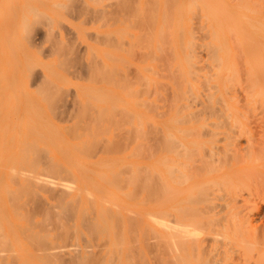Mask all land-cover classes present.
Wrapping results in <instances>:
<instances>
[{"label":"rangeland","instance_id":"rangeland-1","mask_svg":"<svg viewBox=\"0 0 264 264\" xmlns=\"http://www.w3.org/2000/svg\"><path fill=\"white\" fill-rule=\"evenodd\" d=\"M148 1H149L148 3L149 5L147 4ZM148 1H145V0H0V230H1L0 232L2 233L0 234V236L2 237L4 235L3 240L0 239V243H1L0 250H2L1 255H3V256L0 255L1 256L0 259L6 256V258L5 257L3 258L6 263L10 262L9 264H13V261H14V264H19V263L20 264H44L45 259H46L47 262L49 261V263L45 262V264H53V262H55L54 264H73L74 262H75L74 264H90L93 261H94L93 264L95 263L98 264L101 261L98 260L99 261L98 262L97 259H100L102 255L104 256L106 255V256L102 257L104 261H102L103 263L101 262L100 264H105V263L108 264L109 263L108 261H110L108 259L109 256H111V258L112 256H114L116 259V261L113 263L111 262V264H117V263L131 264V262L129 261L131 260V258H133V260H131L133 264H135L136 262L140 264H146V263L153 264L156 260L155 256L157 258V255L161 256L163 259L165 258L164 260L167 262V260L168 261L170 260V257L172 256V254L168 252L167 248H165L167 249V251L165 249L162 250L165 247L164 246L165 243H163L164 241L162 240V239H165L164 238L165 231L163 229H160L159 226H157L156 224H159L162 226L163 222H161L160 219L162 217L164 218L165 216H167L166 220L168 221V219L171 218L169 219L171 220L170 221L171 224L167 225L166 223V225L167 226L173 225L172 221H174V217L172 215L173 213L174 214L176 213L174 212L175 208H177V213L179 212L180 207L181 209L183 208V211L180 210V212H184V211L188 212L187 206H190V207H193V209L189 211L190 216H193V214L197 215V212L198 213L201 212V214H199V218H201V216H207V213H208V215H212L213 217L212 220L214 219L212 223L216 224V222H221V223H217V225L224 223L223 219L226 218L225 216L226 212L224 208L225 206L224 199L227 200L228 198H231V196H228L227 199L225 198L227 195L231 194L229 193L231 188L229 189L230 185H227V184L226 185L228 187H225L224 182L226 181V179L224 180L223 177L227 178V175H223V169H221V167L225 166V163L229 164L230 160H228L229 158H227V161L224 164L219 163L220 164L219 165L218 163H215V164L213 163L214 165L209 164V166H207V164L203 165L204 162L202 163L201 161L204 160L205 155H206V160L210 161L208 160L210 159L209 158L210 151H213L215 153L218 152V154H221V152L223 151L222 147H224L223 144H225L224 141H221L223 136L222 135L218 136V138H216V141L214 143L209 142V137H211V131L214 129L213 126H215L217 122L223 124L222 122L223 118L226 120H229L228 122H231L230 121L231 119L225 118L224 114L222 115V118H220L222 114L221 108H223L221 106V103L220 104L217 103L215 105V109H216L215 110L214 107H212L213 101L212 100L210 101L209 99H207V96H206L207 94L204 92V90L206 89V86L208 87V90L210 89V83L207 82L206 84L205 82L206 86L203 85L204 83L201 84L203 87H205V89L202 87L203 90H201L200 85L198 87L199 83L198 82L196 83L195 81L196 79L194 80V77L196 76V74L201 75V76L204 73L210 76L213 74V69L210 68L211 58L209 57L211 56L210 54L206 53L205 50L202 51L203 50L202 45H204L205 43L209 41V38L205 40V37H208V36L202 35V34H205L204 32L207 29L201 30V31L199 29L200 35L197 32L198 31L197 29L199 28L198 18L200 17V14H199L200 9H199V5L197 6L196 4L195 5L193 4L197 3L198 0L195 2L192 1L193 4L189 6V9L191 11V14L189 12V16L192 19L189 23V26H192L193 30L196 29L195 31H193L195 32V34L193 35L197 36V37L195 36V39H193L192 42L194 43V46L196 43L198 44V46H200L202 43L200 48L197 46L200 52L197 51L198 49L196 48L197 50H195V53L198 54L197 55L199 56L197 57L198 59L201 58L203 60L201 61V59H199L200 63H195L194 60H192L191 62V67L193 66L192 64L197 66V67L195 66L196 69L193 66L192 67L193 69L195 70L201 69V70H198L199 71L198 73H196L195 70H192V68L190 69L192 70V72H190V70L185 72L183 70V67L177 66V63H176V59H178L179 56L183 58L181 54L182 53L181 45H183L185 49L184 44L188 45L189 43L188 47L190 46L191 48L192 43L190 44L189 38L187 37L185 38V35H184L185 34L184 29L188 24H184L183 25L184 28H179L178 20L180 18V15L176 13L178 10H176L175 8L171 9L170 6H169L170 10L167 9L168 4L164 8L163 1L165 0H157V3L154 2L156 0H148ZM172 1L168 3L171 4ZM229 1H232V0H229ZM150 2L152 3L150 4ZM190 2L189 4H191ZM263 2L264 1L262 0V3ZM153 3L157 4V6L154 5ZM229 3H233V1ZM195 6H197L196 9H195ZM149 7L153 9L150 10ZM146 8L149 9V13L147 12ZM166 10L167 11L172 10L171 11L172 13L169 12L170 14H172V16L170 15V17H172V20L168 16L169 14L168 12L166 15V12H165ZM150 11L152 12V15H150L151 14ZM197 11L199 15L198 17L196 15ZM164 12H165V16L163 15ZM141 13L142 14L144 13V14L142 15ZM194 15H196V17ZM147 16L148 17L152 16L148 18L149 20L152 18L154 19L150 21L147 19V22H145L146 21L145 19L147 18ZM167 16L168 18H166ZM193 17H194V20H193ZM161 19L162 20L164 19V21H166L165 19L171 20L172 22V23L170 22L171 27L167 25L168 22H164V24L163 22L161 23ZM144 22L146 26L144 25ZM164 25H165V28H164ZM161 26H162L161 31H164L163 33L159 31V28ZM195 26L197 28H195ZM166 28L169 29L168 32H166L167 30ZM179 30H182L181 33L183 34L181 44H179L180 40H178L180 39ZM147 33L148 35H146ZM168 33H170L171 35L170 39L172 41L167 39V37L169 36ZM158 34L159 35L163 34L164 36L160 35L161 36L160 38ZM150 36H152V38H150ZM202 36L204 38H202ZM199 37L201 39H199ZM140 39L143 40V42ZM160 40L161 42L162 40L165 41V42H162L163 45L160 43ZM188 40L189 42L187 43ZM135 41H137V43ZM167 41L170 44L166 43ZM262 41L263 40L261 38H256L253 40L255 45L257 44V42L258 44L263 43ZM253 42H252V45H254ZM140 43L142 46H145V48L144 47L141 48V46L139 45ZM165 43L167 44L166 47L168 49L166 50V53L162 51L166 48V47H163L165 46ZM117 45H118V48H117ZM159 48H161V51L156 50V49L160 50ZM170 50H171V53H170ZM192 50L194 51V48H192ZM192 50H191V53H192ZM167 52H169V54ZM151 53L154 55H152ZM183 53L185 54V51H183ZM170 54L173 55L171 57L172 60L175 58L173 62L169 57L171 56ZM163 57H165L164 63L166 62V67H168L165 71H163L165 68V66L164 67L162 66L164 65L163 62H160L163 60ZM158 58L161 60L157 61ZM168 63H171V64H168ZM159 65L160 67L158 68L157 66ZM199 65L200 67H198ZM202 65H203V68H201ZM205 67H208V68H205ZM177 68L180 70V72L184 76L183 77L182 74L181 75L179 74L178 85L180 81H182L181 82L182 89H180L179 87L177 88L178 80L175 81L176 84L175 82L173 83V80L178 79V78L175 79L177 74L180 73ZM175 69L178 71H176ZM172 70L173 72L174 71L176 72L173 73L171 72ZM207 71H209L210 73L208 72L209 73L208 74ZM167 73L169 74V76H167L168 75ZM187 73L193 74L192 77L191 75H188L189 76L188 77ZM170 74L173 77L175 74L174 79ZM166 76L169 79L171 76V80L164 79V78H167ZM180 78H182L184 81L181 80ZM119 80L121 83L119 82ZM192 84L194 87L192 86ZM175 85H177L176 86L177 89L183 92L182 93L180 91L182 94L180 93L179 97L181 95H182L181 97L184 96L183 98L186 99L188 102L185 100L183 101L182 99L178 98L179 93L177 94V92L179 90L178 91L176 90ZM161 86H163L162 89H161ZM186 86L190 88L191 90L190 96L192 93V98L188 96L189 89H187ZM127 87L128 88L130 87V88L128 89ZM166 87H168L169 89ZM195 88H197L196 89L197 91L195 90ZM167 89L169 90L170 93L167 91ZM195 92L198 93V96L196 95L197 93ZM127 96H130V97H127ZM168 96L170 99L169 101H168ZM172 96H174L175 98V99L173 98L174 102L171 101ZM196 96L198 99L196 98L195 100ZM176 97L180 99L179 100L180 102H176ZM205 99L208 102L210 101L209 103L211 104V106L210 104H208L207 101L205 102ZM162 100L164 103L161 102ZM166 100L170 103V105ZM240 100H242L241 96H240ZM192 101L194 104H192ZM195 102L198 106L195 104ZM137 103H139V105ZM143 103L145 106H143ZM134 104H137L138 106ZM171 104L172 105L175 104L174 108L172 107L173 110L174 109L176 110L177 107H180V108L182 107L183 110L184 108H186V112L178 108L180 109V111L183 112L182 113L183 115L187 113V116H183L182 114L181 116L178 115L177 119H179L180 117L182 118L186 117V119H183L184 121L180 120V122H178L179 124L178 123L174 124V122L176 121L169 120V114L171 113L170 109L172 106ZM188 104H191V105H188ZM242 104H243V101H240V105ZM153 106H155L156 109ZM204 106H209V107H204ZM202 107L204 110L202 109ZM153 108L155 110H152ZM217 108L219 109V111H217ZM148 109L149 110L151 109L152 112H150ZM167 109L169 110L167 111ZM211 109H214V110L212 111ZM161 112L163 113L160 116ZM164 113H168V114L164 115ZM188 113H193L194 117L192 116V114L188 115ZM214 113H216V116H214ZM255 116L256 115H254V117ZM216 117L217 119H219V121L216 119ZM254 117L250 116V118H247V120H249V123L246 122L247 129L250 131L249 133L250 136L248 134V137L250 138L249 140H251L252 138L251 140L252 142L250 141L249 142L253 143V146L256 145L257 148L255 149H258V148L261 149L262 141L264 139V136H263L264 135V132H263L264 131V123H263L264 116L263 115L261 116L258 114L255 118ZM260 117H262L263 120L259 119ZM130 118H132V121ZM198 119L200 120L198 121ZM186 120L187 121L190 120V121L187 122ZM226 120H224V124L222 125L224 127L225 125L227 126V123H228L226 122ZM137 121H139L138 122L139 124L137 123ZM260 121L261 122L263 121V122L260 123ZM210 123L213 124V126ZM138 125L141 129L138 127ZM191 125L194 128H198L196 129L198 132L195 131L197 134H195V132L192 131L194 128L191 127ZM200 125H202V127ZM219 125L221 126V124ZM149 126L150 128H148ZM199 126L203 129H201ZM178 128H188L189 130L188 131L189 133H187L188 138L192 137V139L189 138L191 140V143L189 144L190 146H188L189 148L187 150H189L191 153L186 150V147L184 148L182 146L179 147V143L175 141V139L178 140V137H179V133L176 131L178 130ZM233 128L237 129V126L236 127L234 126ZM150 129L151 130L153 129L155 134L158 131L159 133L157 135H155L154 133L152 134L153 131H151ZM190 132L192 134H190ZM142 133L144 134L148 133V135L146 134L144 135ZM167 133L172 134L173 137L171 136V138L173 139L175 138V139L173 141L170 140V138H168L167 136ZM184 134H186V132ZM192 135L194 137L195 136L197 137L195 139L196 144L193 142L194 138ZM160 137L163 140L166 139V144L164 143V141L162 140L160 141L161 139ZM198 137H201V138H198ZM237 139L240 140L241 143H243V146H246L247 135L241 138L237 137ZM259 139L262 141L260 142ZM219 140L221 142H219ZM167 141L168 143L173 142V143H169L170 146L171 147L173 146V148H176L175 150L177 151L179 150L178 151L179 153L182 154V151H183L185 154V152L187 151L186 153L189 152L190 155L192 156L191 157L192 160H190L188 163V168L183 167L185 169H188V171L190 169V171L188 172V176H187L188 178L185 177L186 181L183 178L184 175H182V177L176 176V175H179L178 171H181L182 166L181 167L179 166L180 168L176 166V168L179 170L178 171L174 170V172L176 171V173H172V175L174 176L172 177L169 176L171 178V181L168 178V174H165L166 170L168 172L170 168H167V169L162 168L163 166L161 163H164V164L166 163L167 166H174L173 168H175V165L173 163H171L172 164L171 165L169 164V162H165L166 161L165 159L162 160L165 154V146L166 145L168 146ZM192 143L194 144V146L191 147ZM259 143H261V146L259 145ZM138 144H141V145L138 146ZM139 147L140 149L142 148V150H140ZM199 147H201L202 150ZM158 148L160 150L163 149V151L161 152ZM180 148H182V150H180ZM252 149L254 150V147ZM260 149L255 150V151L257 152ZM144 150H145V153L147 151V154L144 153ZM197 151L199 153L195 154ZM261 151L262 150H260V152ZM151 154H153V156ZM142 155H144L145 158L147 159H149L148 156L150 155V159L147 160L144 158V156L142 157ZM257 161L258 160H256V162ZM48 165L50 167L52 166V168H50ZM127 166L129 167L127 168ZM134 166H137V167H134ZM200 166L203 167V169H199L201 168ZM205 166L207 167V170L209 169V171L206 170ZM253 166L257 167V171L260 172V167H258L259 162L258 164L257 163L253 164ZM47 167L51 169L52 171L50 170L51 172L50 171L48 172L49 169H47ZM53 168H55L56 171ZM214 168L215 170L218 169V171L214 172L215 171ZM138 170L141 173V175L137 174L138 176H142V178L144 179V177L148 175L149 178L151 177L150 178L151 180L148 179V177H146L142 181L138 180L141 183L140 184L141 186L139 185V183L137 184L135 182L137 181L136 179H140V177L136 178L137 177L136 173H139ZM143 170H146V171H143ZM45 172L46 173L48 172V174L46 175ZM143 172L146 174L144 175ZM169 172L171 174V172L173 171L169 170ZM200 172H202L203 174H201ZM206 172H208V174ZM16 173L18 174L16 175ZM125 173L127 174L130 173L131 177L129 178L128 176L130 175L127 176V174L125 175ZM27 174H30V175L28 176ZM142 174L144 175V177ZM258 174L255 173V176ZM134 175L136 177H134ZM157 175H158L159 180L156 179ZM34 176H35V179H34ZM255 176L253 178L254 179L256 178L257 181L256 179L255 180L250 179V181L252 180V182L255 181L257 183L258 179L259 178L261 179V177L260 176L255 177ZM41 177L43 179L45 177L47 181L45 180V182H43V179ZM99 177L100 178L103 177V179L101 178L100 180ZM175 177H177L176 179L178 181H176ZM12 178H16L17 181L15 179L14 181ZM26 178L27 180L29 179L30 181H27ZM181 178L183 179L179 180ZM229 178L230 177H228V179ZM104 179H106V181L108 179L109 185H106L108 183ZM111 179L114 180L112 181L115 184L112 183ZM146 179L148 182L150 181L149 183L151 187H153V190L150 189L151 188L150 185L148 186V182L146 181ZM160 179L161 181L165 182L164 184H167L164 186L165 188L170 187L171 191H173L174 193H176L175 191H178V189H182L183 193L181 194L177 193L178 196L176 194L175 195L173 194L174 196L172 195L173 196L172 197V196H169V194L167 193L168 189L167 190L164 189L165 190L164 192L166 193H163L162 197L165 194H168V197H170L171 200L162 201V202L160 199L156 200V197L159 196L161 192H163L161 191L163 189H160L161 186L160 187L159 185L155 186L156 184L161 183ZM172 179H175V180H172ZM38 180L42 181L41 184ZM119 180L122 181L124 185L121 184ZM32 181H36V182H32ZM173 181L174 183L176 182V184L178 185L171 183ZM13 182H17V183H13ZM30 182L33 183V186H32V183ZM110 182H111V185H110ZM142 182H145V184H142ZM128 183L129 185H126ZM180 183H182V185ZM12 184H15V186ZM214 185H217V186H214ZM118 186H120L121 188L122 187L125 188L127 186V188L123 190L122 189L119 190ZM206 186L209 190L206 189ZM256 186L259 187L260 185L258 186V183H257V185L250 186V189L249 187L248 188L244 187L245 189L242 188L243 191L244 190L245 191L244 192L238 191L239 193L238 192L237 193L238 194L241 193L242 196L239 197L237 195L238 196L237 198H238V201L241 200L239 198L247 199V204L243 208H240V209L241 211L242 209L244 210L243 212L247 215L248 217L247 219L249 223L251 224L250 233L252 235L254 234L257 236V232H259L258 230H260L261 235L258 234V236H260L261 238L260 237L258 238H260L261 240V239H264V230H263L264 229L263 228L264 227V195H261L263 191L260 192L261 193L260 195L256 194L259 192H255V193L253 192L255 191ZM262 186L264 185H262L261 183V187ZM27 187L29 190L27 189ZM113 187H115V189ZM139 187L143 188V190H141L142 192L141 194L139 193L141 189ZM155 187H159L160 190L158 188H157L158 190L157 189L155 190ZM220 187L222 191L220 190ZM252 187H255V188L252 189ZM146 188H148L150 191H148ZM22 189L23 190L25 189L27 191L21 193L20 191ZM198 189H200L201 191L203 190L204 192L202 191L203 192L202 193L200 192V190L199 192H197ZM218 189L220 192L216 191ZM247 189L248 191L250 190L249 193ZM251 189L253 190L252 192H251ZM260 189L256 188V190L258 191ZM226 190L227 191L229 190L228 194ZM147 191H148V195L146 194ZM155 191L158 192L159 194H157ZM210 191H212L213 193ZM152 192H155L156 194L155 193L153 194ZM19 193H21L20 197L18 196ZM200 193L202 194L205 193L204 196H206L207 199L203 195H199ZM246 193H248L249 196L246 195ZM12 194H14L15 196L17 195L18 197L17 196L12 197L14 196ZM34 194H36V198H34L35 197ZM135 194H136L137 199H135ZM132 195H134V200H132L133 199ZM155 195L157 196L155 197ZM60 196L61 197L65 196V198L63 199V202H61L63 197L61 198ZM92 196L94 198H92ZM153 196L155 199L153 198ZM192 196L194 197L198 196L196 200L203 198L202 200L204 201V203L203 201L201 202L199 200L195 201L194 197ZM219 196L220 197L224 196V197L219 198ZM128 197H129V200H128ZM17 198H20V199H17ZM145 198H146V203H144ZM158 198H160V196L157 197V199ZM189 198H191L195 202L192 203L193 201H191V199ZM13 199H15V201L17 200L18 201L15 202ZM43 199L44 201H42ZM69 200L72 201V203ZM207 200H209V202L211 200L210 203L211 204L213 203V205H210V203ZM10 201H11L10 203L11 206H9L10 204H8ZM156 201L158 202L157 204H156ZM22 202L23 203L25 202L27 204H23ZM55 202L58 203L60 206L59 205L57 206ZM89 202L90 203L92 202V204H90ZM14 203L17 205L16 207L22 204L24 208H22V205H21V208L20 209L18 208L17 212H15L16 209L14 210L13 208L15 206L13 205ZM240 204L241 206L243 205L242 202H240L238 204L239 207H241ZM48 205H51V207L54 210L50 208V206ZM66 205L69 207H67ZM219 205L222 208H219ZM74 206L75 207L77 206V207L75 208ZM215 206H217L216 209H215ZM62 207H65L64 210L66 212L63 210ZM204 207L206 208L204 209ZM72 208H75V210L77 209L76 214H74L75 210L73 209L74 210L73 212ZM107 209H110V210L107 211ZM212 209L213 210L215 209V210L213 211ZM98 210L101 212L99 213ZM43 211H45V213ZM90 211H92L94 215ZM158 211H165V213L164 212L161 213ZM203 211H206V212H203ZM26 213H28L30 217ZM54 213L55 214L58 213V214L55 215L53 220L55 222H56V219L60 220L58 221L59 224H56V225L54 224L55 222L52 220ZM59 214H61L60 215L61 217L58 218ZM107 214H109L110 216L114 214L115 215L113 216V218L111 217L112 218L111 219L109 215ZM163 214H166V215H163ZM168 214L170 216H168ZM20 215H22V217H19ZM23 215L27 216L28 218L26 217L27 218L26 219L24 217L25 218L24 219ZM74 215L75 217H73ZM154 215H157V216H154ZM115 216H117L116 217L117 219H114ZM154 217L158 219L155 220ZM159 217L161 218L159 219ZM30 218L32 221L29 220ZM43 218L48 219V220L44 221ZM118 218L121 220H119ZM62 219L65 224L64 225L62 224V226H60ZM132 219H136L135 221L136 225H134L135 222L131 223ZM152 219L154 220L152 221ZM24 220H27V222ZM28 220L31 224L28 223ZM101 220L103 222H101ZM116 220H117V224L114 223L116 222ZM118 220L121 223H119ZM120 224H122V226ZM132 224L134 227L132 228L133 230L131 229L130 230L133 231V233L129 229H127ZM53 225H55L56 227H54ZM57 225H59L61 228H59V226L57 227ZM115 225H117V227ZM217 225L214 226L213 224V228H212L214 232L216 231V234H214L212 230H211L210 235L205 234L206 232L201 233L200 228L202 226L201 227L199 226L200 232H198L200 233L199 238L201 241H203L204 239L206 240L207 236H210L209 238L211 240L207 238V241L209 240L208 243L207 241L204 240V245L209 246L210 244L213 243L212 245L213 247H215L214 248L215 251L212 254L214 256H216L215 255L216 252H217L216 253L217 255L221 253L224 247L223 244L226 243V239H224L225 231L223 229L221 230L217 229V230L222 233L221 236H224V237H221V238L224 240L220 238L222 240L220 241L221 243L218 242L220 239L217 242L214 240L216 243L212 241L214 238L217 240L220 237V235L217 236L218 238H216V236L214 237V235L220 234V233H217V230H214V227L216 229ZM30 227L31 229H29ZM114 227H116L117 229ZM39 228L41 229L39 230ZM145 228L147 229V232H145L146 231L144 230ZM119 229H120L119 232H122V233L118 232ZM203 229L204 228H202V230ZM253 230L256 234L252 232ZM129 231H130V234H129ZM134 232H135V236H137L136 237L137 239L133 235ZM143 232H145L148 235H145L144 233V237H142ZM155 232L157 234L159 233V235H157L158 237L156 238H154L156 235ZM116 233L118 234L116 235ZM150 233L151 234L153 233V234L150 235ZM30 234L31 235L35 234L37 237L34 238ZM105 234H106V238H105ZM119 234H122V235H119ZM160 234H162L161 237H159ZM29 235L31 239L30 237H27ZM50 235H53V236L51 237ZM113 235H114V238L118 237V235L121 237V238L119 237L121 246H118L116 243L118 238H115L116 242L114 243L115 240L113 239ZM39 237H40V240H38ZM45 238H47V240ZM107 239H108V242H107ZM143 239H144V243H143ZM30 240H32L33 242ZM3 241L5 242V244L7 241V244L6 245L4 244L6 248L5 247L3 248V244H2L4 243ZM104 242L106 243L104 244ZM153 242L154 244H152ZM43 243H47V244H43ZM129 243L132 246L136 245V247H134L136 249H133V247ZM145 243H147L146 244L147 246L144 245ZM39 245L40 246L43 245V249H42L43 251L41 250L42 247L40 248ZM219 245H221L220 249H219ZM45 246L46 247L49 246L50 247V248L48 247L49 250ZM31 247H34V248H31ZM44 247L48 251L44 250ZM63 247H66V248H63ZM35 248L37 249L34 252ZM87 248L90 251L86 250ZM118 248H120V252H118L119 251ZM129 248L133 249L134 251L137 250L134 252L135 255L136 253L138 255L135 257L136 258L135 260H134L135 255L132 254L133 250L131 251ZM150 248H152V250H155V251L157 250V252H154L152 250L149 251ZM14 249H17V251L12 252ZM37 250L41 251V253L38 252ZM47 252H49L50 255L47 254ZM87 252L89 253L91 252V254L93 253V255L88 254ZM256 252H259L260 257H264V247L258 248ZM256 252H254V254H256ZM110 253L112 255H110ZM128 253L131 257L128 256ZM141 253L143 255H141ZM160 253H162V255ZM166 253L170 255L167 256ZM13 254L15 255L12 256ZM83 255L85 256V258ZM87 255H89L90 258ZM90 255L92 257L94 255L95 256L92 258ZM86 256L90 259V261L87 260L88 258ZM56 257L58 260L56 259ZM125 257H126V261L124 259ZM127 257H129L130 259ZM161 257H158L160 258V261L163 260L161 259ZM79 258L81 259L78 261ZM111 260L113 261V258ZM160 261H158L159 264H161ZM158 262L155 264H158ZM0 264H3V263H0Z\"/></svg>","mask_w":264,"mask_h":264},{"label":"bare ground","instance_id":"bare-ground-1","mask_svg":"<svg viewBox=\"0 0 264 264\" xmlns=\"http://www.w3.org/2000/svg\"><path fill=\"white\" fill-rule=\"evenodd\" d=\"M145 1H148V0H145ZM166 1V0H165ZM165 1H163V4H164V8H165V6H167V4H168V6H167V9H169V6H170V8L171 9H173V8H175L176 10H178L176 13L178 14V15H180V18H179V28H184L183 27V25L184 24H188L186 27H185V29H184V32H185V38L187 37V38H189V40H190V44H191V48H190V46L188 47V45H189V40L187 41V43H188V45H185L184 44V46H185V49H184V47H183V45H181V49H182V51H181V49H180V51L182 52L181 54H182V57L183 58H181L180 56L178 57V59H176V63H177V66H179V67H183V70L185 71V72H187L188 70H190L193 66L195 67L196 65H194V64H192L193 66L191 67V62H192V60H194V62L195 63H200V60L199 59H201V58H197V57H199V56H197L198 54H196L195 53V50H197V51H199V48H200V46L202 45V43H201V45L200 46H198V44L196 45L195 44V46H194V43L192 42L193 41V39H195V36L193 35V34H195V32H193V31H195V30H193V28H192V26H189V23H190V21L192 20L191 19V17L189 16V12H190V14H191V11H190V9H189V6H191L192 4H193V2H195V1H197V0H167L166 1V3H165ZM170 1H172V3L170 4V3H168V2H170ZM191 1V2H190ZM193 1V2H192ZM233 1V3H229V2H232ZM232 1H229V0H198L197 1V3H194L193 5H199V9H200V12H199V14H200V17L198 18L199 19V23H198V25H199V28L197 29L198 31V34H199V29H200V31L201 30H206L204 33L205 34H202V35H205V36H208V37H205V40L207 39V38H209V41L207 42V43H205L204 45H202V48H203V50L202 51H206V53H208V54H210V56L211 57H209V58H211V64H210V68H212L213 69V74L210 76V75H207V74H203L202 76L201 75H197L196 74V76H197V78H196V76L194 77V80L196 81V83L198 82L199 84H198V87H199V85H200V88H201V90H203V88L205 89V87H203L201 84H203V85H205L206 86V84H207V82H209L210 83V89L209 90H211V91H209L208 90V87L206 86V89L204 90V92L207 94L206 96H207V99H209L210 101L212 100L213 102H212V107H214V109H215V105L218 103V104H220L221 103V106L223 107V108H221V111H222V114H221V117L220 118H222V115L224 114V117L225 118H230L231 120V122H228L229 120H226V119H224L223 118V124H224V120H226V122H228L227 123V126L225 125V127L224 126H222L223 124L222 123H218L217 122V124L216 123H214V124H216L215 126H213V124H211L213 127H214V129L211 131V137H209V142H212V143H214L215 141H216V138H218V136H220V135H222L223 136V138L221 139V138H219V139H221V141H224L225 142V144H223V146L224 147H222V149H223V151L221 152V154H218V152H213V151H210V154H209V158L210 159H208V160H210V161H207L206 160V155L204 156V160H202L201 162L203 163V165H205V164H207V166H209V164H212V165H214L215 163H222V164H224L226 161H227V158H229L228 160H230V162H229V164L228 163H225V166H222L221 167V169H223V175H227V178H225V177H223L224 178V180L226 179V181H227V183H226V181L224 182L225 183V187H228L227 185H230V187H229V189L231 188V190L229 191V193H231V194H229V195H224V196H226L225 198L227 199V197L228 196H231V198H228L227 200H225L224 199V203H225V206H224V208H225V216H226V218L225 219H223L224 220V223H222V224H218L217 225V223H221V222H216V224L215 223H212L213 222V220H212V215H208V213H207V216H201V218H199V214H201V212L200 213H198L197 211V215L195 214H193V216H190L189 215V211L191 210V209H193V207H190V206H187V211L188 212H180V210L181 211H183V208L181 209V207L179 208L180 210H179V212L177 213V208H175V211L174 212H176L175 214L173 213V217H174V221H172V223H173V225H171V226H167V225H170L171 223H170V221L171 220H169V219H171V218H169L168 219V221L166 220L167 218V216H165L163 219L161 218V217H159V219L161 220V222H163L162 224V226L161 225H159V224H156L157 226H159V228L160 229H163L164 231H165V237H164V235H163V237L165 238V239H162V238H160V239H162L164 242L163 243H165L164 244V248L162 249V250H164L165 248H167L168 249V252L170 253V254H172V258L170 257V260L168 261L167 259H169V258H167L166 260H167V262H168V264H264V257H260L259 256V252H256V250H258V248H260V247H264V239H261L260 240V236H258V234H260V230H258L259 232H257V236L256 235H252L250 232H251V224L249 223V221H248V217H247V215L243 212L244 210L242 209V211H241V209L240 208H243L246 204H247V199L246 198H239V199H241V200H239L240 202H242V206H241V204H240V206L241 207H239L238 206V204L240 203L239 201H238V196L240 197V196H242L241 195V193L240 194H238L239 192H244L243 191V189H245L246 187L248 188L249 187V189H250V186H254V185H257V183H258V186L259 187H257L256 186V188H258V189H260L259 191L258 190H256V188L255 187H252V189L253 188H255V191H253L252 189H251V192L253 191L254 193L255 192H259V193H256V194H261L260 192L261 191H263L262 192V194L261 195H264L263 193H264V186H262L261 187V183H262V185H264V139H263V141L262 140H260L259 139V141L261 142L262 141V148L260 149V148H258V149H260V150H262L261 152H260V150L259 151H255V150H258V149H255V148H257L256 147V145L255 146H253V143H250V142H252L251 140H252V138H251V140H249L250 138L248 137V134L250 133V131L247 129V123L246 122H248L249 123V120H247V118H250V116H252V117H254V115H263L264 116V2L262 3V0H232ZM261 1V2H260ZM264 1V0H263ZM155 3H157V0L156 1H154ZM189 2L191 3V4H189ZM135 3V2H134ZM145 3V2H144ZM149 3V1L147 2V4ZM152 2H150V4H151ZM154 4V3H153ZM152 4V5H153ZM166 4V5H165ZM170 4V5H169ZM189 4V5H188ZM133 5V4H132ZM149 5V4H148ZM154 5H156L157 6V4H154ZM197 6H195V9L197 8ZM142 8H144V7H142ZM150 8V10L151 9H153V8H151V7H149ZM164 8H163V10H164ZM147 9V8H146ZM156 10V9H155ZM170 10V9H169ZM172 11V10H171ZM171 11H165L166 12V15H167V12L169 13H172ZM194 11V10H193ZM147 12L149 13V9H147ZM151 12V11H150ZM165 12H164V16H165ZM168 14V16L170 17V15L172 16V14ZM142 14V13H141ZM144 14V13H143ZM142 14V15H143ZM193 14V13H192ZM147 15H149V14H147ZM150 15H152V12H151V14ZM197 17L199 16L198 15V11H197ZM196 15H194L195 17H196ZM168 16L166 17V18H168ZM140 17V16H139ZM149 17H152V16H149ZM148 16H147V18L145 19L146 21L145 22H147V19L149 18ZM155 17V16H154ZM163 17V16H162ZM161 17V18H162ZM144 19V18H143ZM152 19H154V18H152ZM152 19H150V20H152ZM170 19L172 20V17H170ZM149 20V19H148ZM149 20V21H150ZM166 21H164V19L162 20L161 19V23L163 22V24H164V22H168L167 23V25L168 26H170V22H171V20H167V19H165ZM193 20H194V17H193ZM196 20H197V18H196ZM195 20V21H196ZM135 21V20H134ZM139 22V21H138ZM145 22H144V25H145ZM172 23V22H171ZM150 24V23H149ZM166 24V23H165ZM194 24V23H193ZM141 25H143V24H141ZM177 25H178V23H177ZM195 25V24H194ZM146 26V25H145ZM148 27V26H147ZM171 27V26H170ZM161 28V29H160ZM159 28V31H161L162 30V26ZM164 28H165V25H164ZM195 28H197L196 26H195ZM167 29V28H166ZM169 31V29H167L166 30V32H168ZM162 33L164 32V31H161ZM182 32V30H179V37H180V39H178V40H180V42H179V44H181L182 43V38H183V34L181 33ZM196 32V33H197ZM202 33V32H201ZM145 34V33H144ZM181 34V35H180ZM141 35V34H140ZM146 35H148V33L146 34ZM145 35V36H146ZM150 35H151V33H150ZM160 35H163V34H160ZM159 34H158V36H160ZM168 37H167V39H169V40H171L170 39V37H171V35H170V33H168ZM193 35V36H192ZM200 35V34H199ZM164 36V35H163ZM120 37V36H119ZM148 37V36H147ZM146 37V38H147ZM197 37V36H196ZM201 37V36H200ZM199 37V39H201ZM142 38H143V36H142ZM150 38H152V36H150ZM160 38H161V36H160ZM163 38V37H162ZM202 38H204L203 36H202ZM256 38H261L263 41V43H261V44H258V42H257V44L255 45L254 44V42H253V40L254 39H256ZM122 39V38H121ZM192 39V40H191ZM197 39V38H196ZM141 40V39H140ZM148 40H149V38H148ZM166 40V39H165ZM168 40V41H169ZM142 42H143V40H141ZM140 41V42H141ZM150 41H151V39H150ZM166 42V43H168V44H170L169 42ZM172 41V40H171ZM198 41V40H197ZM136 43H137V41H135ZM162 42H165V41H163L162 40ZM161 42V40H160V43L163 45V43ZM252 42H253V44L254 45H252ZM165 43V46H163V47H166L167 46V44ZM148 44V43H147ZM146 44V45H147ZM140 46H141V48L142 47H144L145 48V46H142L141 45V43L139 44ZM149 45V44H148ZM132 46V45H131ZM150 46V45H149ZM180 46V45H179ZM192 46H194V47H192ZM197 46L199 47V48H197ZM117 48H118V45H117ZM132 48V47H131ZM137 48V47H136ZM157 48H158V46H157ZM171 48H173V47H171ZM170 48V49H171ZM180 48V47H179ZM192 48H194V51L192 50ZM197 48V49H196ZM160 50H158V49H156L157 51H161V48H159ZM164 49V48H163ZM131 50V49H130ZM141 50V49H140ZM165 50V51H164ZM164 50H162L163 52H165L166 53V50H168L167 49V47L164 49ZM174 50H175V48H174ZM191 50H192V53H191ZM133 51H134V49H133ZM173 51V50H172ZM183 51H185V54L183 53ZM202 51H201V53H202ZM150 52H152V51H150ZM162 52V53H163ZM200 52V51H199ZM199 52H197V53H199ZM149 53V52H148ZM147 53V54H148ZM164 53V54H165ZM168 54H169V52H167ZM170 53H171V50H170ZM152 54V53H151ZM151 54H150V56H151ZM160 54H161V52H160ZM149 55V54H148ZM147 55V56H148ZM152 55H154V54H152ZM171 55V54H170ZM184 55V56H183ZM145 56H146V54H145ZM173 55H171V56H169L170 57V59L172 60V57ZM155 57V56H154ZM162 57V56H161ZM165 57H166V55H165ZM165 57H163V60L162 61H160L161 59H159L158 58V60L157 61H160V62H163V64L164 65H162L163 67L165 66V68H164V70L163 71H165L168 67H166V62L164 63V58ZM208 57V56H207ZM156 58V57H155ZM174 58V57H173ZM209 58H208V60H209ZM151 59V58H150ZM149 59V60H150ZM175 59V58H174ZM173 59V60H174ZM198 59V60H197ZM117 60V59H116ZM154 60V59H153ZM173 60H172V62H173ZM203 59H201V61H202ZM145 62V61H144ZM150 62V61H149ZM168 62V61H167ZM204 62H206V61H204ZM160 64V63H159ZM168 64H171V63H168ZM167 64V65H168ZM203 65H204V63H203ZM203 65L201 66V68H203ZM172 66V65H171ZM171 66H169V67H171ZM176 66V67H177ZM206 66H207V64H206ZM158 68L160 67V65L159 66H157ZM197 67V66H196ZM196 67H195V69H196ZM198 67H200V65L198 66ZM146 68V67H145ZM205 68H208V67H205ZM204 68V69H205ZM209 68V69H210ZM161 69V68H160ZM178 69V68H177ZM195 69H193L192 68V70H195ZM203 69V70H204ZM176 70V69H175ZM179 70V69H178ZM178 70H176V71H178ZM192 70H190V72H192ZM198 70H201V69H198ZM198 70H195L196 71V73H198L199 71ZM206 70H208V69H206ZM176 71H174L173 72V70L171 71V72H173V73H175ZM195 71H193V72H195ZM209 71H211V70H209ZM209 71H207V73L209 72ZM179 72H180V70H179ZM153 73V72H152ZM169 73V72H168ZM167 73V74H168ZM210 73V72H209ZM208 73V74H209ZM160 74V73H159ZM166 74V75H167ZM179 74L181 75L182 73L180 72V73H178L177 74V76L175 77V74H174V77H175V79L176 78H178V79H176V80H173V83L175 82V81H177V85H178V82H179ZM112 75V74H111ZM116 75H118V74H116ZM171 75V74H170ZM188 75H191V77H192V75L193 74H189V73H187V76ZM155 76V75H154ZM167 76H169V74L167 75ZM166 76V77H167ZM172 76V75H171ZM171 76H170V79L167 77V78H164V79H168V80H171ZM182 76H183V74H182ZM136 77V76H135ZM139 77V76H138ZM173 77V76H172ZM174 77H173V79H174ZM184 77V76H183ZM189 77V76H188ZM117 79H119V78H117ZM181 80H183L182 78H180ZM136 80V79H135ZM144 80V79H143ZM191 80H193V79H191ZM118 81V80H117ZM116 81V82H117ZM138 81H139V79H138ZM184 81V80H183ZM194 81V82H195ZM119 82H120V80H119ZM182 81H180V83H181ZM205 82H206V84H205ZM121 83V82H120ZM129 83V82H128ZM131 83V82H130ZM140 83V82H139ZM172 83V84H173ZM179 83V85L177 86V85H175V88H176V86H177V88L179 87L180 89H182L181 87H182V83L180 84ZM208 83V84H209ZM118 84V83H117ZM159 84V83H158ZM157 84V85H158ZM175 84H176V82H175ZM189 84V83H188ZM134 85V84H133ZM154 85V84H153ZM174 85V84H173ZM181 85V86H180ZM108 86V85H107ZM118 86V85H117ZM117 86H116V88H117ZM160 86V85H159ZM166 86V85H165ZM189 86V85H188ZM188 86H186L187 87V89H189V91H188V96H190V92H191V90H190V88H188ZM192 86H193V84H192ZM115 87V86H114ZM119 87V86H118ZM124 87H126V86H124ZM162 87L163 86H161V89H162ZM194 87V86H193ZM197 87V88H198ZM203 87V88H202ZM128 88V87H127ZM130 88V87H129ZM128 88V89H129ZM166 88H168V87H166ZM176 88V90L178 91L179 89H177ZM197 88H195V90L197 89ZM120 89V88H119ZM153 89H154V87H153ZM169 89V88H168ZM167 89V91L169 92V90ZM194 89V88H193ZM124 90V89H123ZM159 90V89H158ZM181 90H179L178 92H177V94H178V98H180V99H182L183 101L185 100V101H187L186 99H184L183 97H179V95H180V93L182 92H180ZM187 91H186V93H187ZM197 91V90H196ZM124 92V91H123ZM136 92V91H135ZM149 92V91H148ZM163 92V91H162ZM159 93V92H158ZM170 93V92H169ZM183 93V92H182ZM181 93V94H182ZM195 93H197V92H195ZM137 94V93H136ZM173 94H174V92H173ZM201 94V93H200ZM157 95V94H156ZM176 95V94H175ZM197 96H198V93L196 94ZM136 96V95H135ZM167 96V95H166ZM187 96V97H188ZM197 96L195 97V100H196V98H197ZM206 96H204V97H206ZM240 96L242 97V100H240ZM88 97V96H87ZM127 97H130V96H127ZM133 97V96H132ZM191 98H192V93H191V96H190ZM193 97H194V95H193ZM202 97H203V95H202ZM92 98V97H91ZM174 96H172V100L171 101H173L174 99ZM177 97H176V102H180L179 100L180 99H178ZM190 98V99H191ZM211 98V99H210ZM194 99V98H193ZM198 99V98H197ZM161 100V99H160ZM170 99H169V96H168V101H169ZM181 100V101H182ZM200 100V99H199ZM158 101H159V99H158ZM165 101V100H164ZM167 101V100H166ZM167 101V102H168ZM207 100L205 99V102H206ZM209 101V102H210ZM240 101H243V104L242 105H240ZM98 102V101H97ZM141 102H142V100H141ZM148 102V101H147ZM162 103H164L163 102V100L161 101ZM174 102V101H173ZM188 102V101H187ZM190 102V101H189ZM208 102V101H207ZM208 102V104H210ZM101 103V102H100ZM166 103V102H165ZM169 103V102H168ZM242 103V102H241ZM138 105H139V103H137ZM137 104H134V105H136V106H138ZM146 104V103H145ZM167 104V103H166ZM166 104H165V106H166ZM192 104H194L193 103V101H192ZM195 104H196V102H195ZM207 104V103H206ZM205 104V105H206ZM153 105V104H152ZM164 105V104H163ZM169 105H170V103H169ZM169 105H168V107H169ZM172 105V104H171ZM188 105H191V104H188ZM197 105V104H196ZM204 105V104H203ZM91 106V105H90ZM142 106V105H141ZM143 106H145L144 105V103H143ZM174 106H175V104H173L172 106H171V113L169 114V120H171V121H176V122H174V124L175 123H178V122H180V120H183V119H186V117L184 118H182V117H180L179 119H177V117H178V115H180L181 116V114L183 113L182 111H185L186 112V108H184V110L182 109V107L180 108V107H177V109L178 108H180V109H182V111H180V109H172V107L174 108ZM193 106V105H192ZM198 106V105H197ZM210 106H211V104H210ZM155 109H156V107L155 106H153ZM159 107V106H158ZM186 107H187V105H186ZM204 107H209V106H204ZM116 108V107H115ZM114 108V109H115ZM152 109V110H155V109ZM191 108V107H190ZM211 108V107H210ZM187 109H189V108H187ZM202 109H203V107H202ZM206 109V108H205ZM214 109H211L212 111L214 110ZM102 110V109H101ZM118 110V109H117ZM116 110V111H117ZM149 110V109H148ZM169 109H167V111H168ZM197 110V109H196ZM204 110V109H203ZM207 110H208V108H207ZM210 110V109H209ZM216 110V109H215ZM150 112H152L151 111V109L149 110ZM217 111H219V109L217 108ZM220 111V112H221ZM119 112V111H118ZM123 112V111H122ZM125 112V111H124ZM146 112H148V111H146ZM156 112V111H155ZM178 112H179V114H178ZM195 112V111H194ZM205 112V111H204ZM208 112V111H207ZM206 112V113H207ZM215 112V111H214ZM109 113H110V111H109ZM162 113L163 112H161V114H160V116L162 115ZM169 113V112H168ZM168 113H164V115L165 114H168ZM200 113V112H199ZM189 114H192V116H193V113H188V115ZM205 114V113H204ZM208 114V113H207ZM218 114H220V113H218ZM218 114H217V116H218ZM102 115V114H101ZM131 115V114H130ZM158 115V114H157ZM183 115V114H182ZM197 115H198V113H197ZM200 115V114H199ZM132 116V115H131ZM130 116V117H131ZM183 116H187V113H185V115H183ZM201 116H202V114H201ZM214 116H216V113H214ZM255 116V117H256ZM123 117V116H122ZM159 117V116H158ZM163 117V116H162ZM194 117V116H193ZM212 117H213V115H212ZM254 117V118H255ZM127 118V117H126ZM182 118V119H181ZM191 118V117H190ZM208 118V117H207ZM264 118V117H263ZM131 119V121H132V118H130ZM202 119V118H201ZM216 119H217V117H216ZM259 119H261V120H263L262 119V117H260ZM191 120V119H190ZM189 120V121H190ZM194 120H196V119H194ZM200 119H198V121H199ZM218 121H219V119H217ZM247 120V121H246ZM184 121V120H183ZM187 121V120H186ZM189 121H187V122H189ZM139 121H137V123H138ZM263 122V121H262ZM261 121H260V123H262ZM146 123V122H145ZM213 123V122H212ZM255 123V122H254ZM264 123V122H263ZM139 124V123H138ZM179 124V123H178ZM219 124H221V126L219 125ZM226 124V123H225ZM150 125V124H149ZM218 125H219V127H218ZM258 125V124H257ZM148 126V125H147ZM201 127H202V125H200ZM199 126V127H200ZM205 126V125H204ZM203 126V127H204ZM236 127L237 126V129H235V128H233V127ZM261 126H263V125H261ZM138 127H139V125H138ZM191 127H193L192 125H191ZM200 127V128H201ZM224 127V128H223ZM96 128V127H95ZM140 128V127H139ZM148 128H150V126L148 127ZM194 128V127H193ZM205 128V127H204ZM254 128V127H253ZM141 129V128H140ZM195 129V130H194ZM193 130L192 129H190V130H192V131H196V132H198L196 129H198V128H194ZM201 129H203V128H201ZM252 129V128H251ZM74 130V129H73ZM151 130V129H150ZM236 130V131H235ZM149 131V130H148ZM151 131H153L152 132V134L154 133V130L152 129ZM150 131V132H151ZM158 131V130H157ZM178 133H179V137H178V140H176L175 138V141L176 142H178L179 143V147H186V150L189 148L188 146H190L189 144L191 143V140L190 139H192V137L189 139L188 138V135H187V133H189L188 131V128H178V130H176ZM191 131V132H192ZM147 132V131H146ZM186 132V134H184ZM190 132V134H192ZM195 132V134H197ZM200 132V131H199ZM254 132H256V131H254ZM264 132V131H263ZM159 133V131L155 134V135H157ZM161 133V132H160ZM202 133V132H201ZM209 133V132H208ZM142 134H144V133H142ZM146 134V133H145ZM144 134V135H145ZM190 134H189V136H190ZM207 134V133H206ZM146 135H148V133L146 134ZM160 135H162V134H160ZM194 135V134H193ZM192 135V136H193ZM199 135V134H198ZM210 135V134H209ZM247 135V144H246V146H243V143H241V141L240 140H238L237 139V137H243V136H246ZM262 135V134H261ZM167 136H168V138H170V140H174L173 138H171V136L173 137V135L172 134H170V133H167ZM201 136H203V135H201ZM249 136H250V134H249ZM254 136H255V134H254ZM264 136V135H263ZM262 136V137H263ZM162 137V136H161ZM160 137V138H161ZM206 137V136H205ZM168 138H167V140H168ZM193 138H194V140H193V142L196 144V142H195V139L197 138L196 136L194 137L193 136ZM198 138H201V137H198ZM164 139H165V137H164ZM139 140V139H138ZM164 141V143L166 144V139L165 140H163L162 138L160 139V141ZM220 140H219V142H221ZM250 141V142H249ZM205 142V141H204ZM256 142V141H255ZM167 143H168V141H167ZM169 143H173V142H169ZM168 143V146L166 145L165 146V154H164V156H163V159L162 160H166L165 162H169V164H171V163H173L174 165H175V168H176V166L177 167H181L182 166V168H181V171H178L179 169H175V168H173L174 166H167L166 165V163L164 164V163H161L162 164V168L163 169H167V168H170L169 170L170 171H173V172H171V174H170V172H169V170H168V172H167V170H166V173L165 174H168V178L170 179V181H171V178L169 177V176H174V175H172V173H176V171H178V174L179 175H176V176H181L182 177V175H184L183 176V178L185 179V177H187L188 176V172L190 171V169H189V171H188V169H185V168H188V163H189V161L190 160H192V156L190 155V151L189 150H187V151H189L188 153H186L185 152V154H184V152L182 151V154L181 153H179L177 150H175L176 148H173V146L171 147L170 146V144ZM147 144V143H146ZM193 144V143H192ZM191 144V147L192 146H194V144L192 145ZM251 144H252V146H251ZM257 144V143H256ZM139 145H141V144H138V146ZM177 145V144H176ZM259 145L261 146V143H259ZM258 145V146H259ZM259 146V147H260ZM137 147V146H136ZM143 147V146H142ZM148 147V146H147ZM179 147H178V149H179ZM202 147V146H201ZM201 147H199V148H201ZM254 147V150L252 149ZM32 148V147H31ZM37 148V147H36ZM119 148V147H118ZM118 148H117V150H118ZM150 148V147H149ZM163 148V147H162ZM212 148V147H211ZM28 149V148H27ZM34 149V148H33ZM139 149H140V147H139ZM144 149V148H143ZM157 149V148H156ZM159 149V148H158ZM164 149V148H163ZM163 149H159L161 152L163 151ZM193 149V148H192ZM215 149V148H214ZM220 149V148H219ZM102 150V149H101ZM120 150V149H119ZM125 150V149H124ZM140 150H142V148L140 149ZM146 150H148V149H146ZM154 150H155V148H154ZM180 150H182V148H180ZM185 150V149H184ZM201 150H202V148H201ZM98 151V150H97ZM104 151H106V150H104ZM139 151V150H138ZM150 151V150H149ZM192 151V150H191ZM243 151V152H242ZM109 152H111V151H109ZM156 152H157V150H156ZM231 152V153H230ZM259 152V153H258ZM141 153V152H140ZM139 153V154H140ZM144 153H145V150H144ZM143 153V154H144ZM154 153V152H153ZM197 153H199L198 151L195 153V154H197ZM230 153V154H229ZM257 153V154H256ZM105 154V153H104ZM110 154V153H109ZM145 154H147V151H146V153ZM144 154V155H145ZM149 154H150V152H149ZM184 154V155H183ZM194 154V155H195ZM144 155H142V157L144 156ZM152 156H153V154H151ZM129 156V155H128ZM198 156V155H197ZM196 156V157H197ZM207 156H208V154H207ZM24 157V156H23ZM36 157V156H35ZM39 157V156H38ZM130 157V156H129ZM133 157V156H132ZM200 157V156H199ZM203 157V156H202ZM202 157H201V159H202ZM144 158H145V156H144ZM143 158V159H144ZM148 158L150 159V155L148 156ZM152 158V157H151ZM20 159H21V157H20ZM45 159V158H44ZM145 159H147V158H145ZM149 159H147V160H149ZM168 160V161H167ZM212 160V161H211ZM256 160H258L257 162H256ZM260 160V161H259ZM31 161V160H30ZM34 161V160H33ZM32 161V162H33ZM210 162V163H209ZM258 162H259V166L258 167H260V172H261V174H260V172H258L257 171V167H255V166H253V164H258ZM55 163V162H54ZM214 163V164H213ZM50 164H52V163H50ZM49 164V165H50ZM219 164V165H220ZM37 165V164H36ZM48 165V166H49ZM172 165V164H171ZM31 166V165H30ZM29 166V167H30ZM34 166V165H33ZM58 166H60V165H58ZM124 166V165H123ZM165 166V167H164ZM167 166V167H166ZM195 166H197V165H195ZM202 166V165H201ZM200 166V167H201ZM211 166V165H210ZM216 166V165H215ZM32 167V166H31ZM43 167H45V166H43ZM50 167V166H49ZM57 167V166H56ZM107 167H109V166H107ZM129 166H127V168H128ZM134 167H137V166H134ZM146 167V166H145ZM173 169H172V168ZM179 167V168H180ZM183 167H185V168H183ZM206 167V166H205ZM214 167V166H213ZM220 167V166H219ZM34 168H36V167H34ZM50 168H52V166L50 167ZM60 168V167H59ZM47 169H49L48 167H47ZM53 169H55V168H53ZM65 169V168H64ZM139 169V168H138ZM141 169V168H140ZM143 169V168H142ZM148 169V168H147ZM196 169V168H195ZM199 169H203V167H201V168H199ZM12 170V169H11ZM24 170V169H23ZM27 170V169H26ZM51 169H49L48 170V172L50 171ZM129 170H131V169H129ZM174 170H176L175 172H174ZM193 170V169H192ZM205 170V169H204ZM206 170H207V167H206ZM214 170H215V168H214ZM34 171V170H33ZM32 171V172H33ZM52 171V170H51ZM50 171V172H51ZM55 171H56V169H55ZM87 171V170H86ZM141 171V170H140ZM143 171H146V170H143ZM195 171V170H194ZM193 171V172H194ZM198 171V170H197ZM196 171V172H197ZM207 171H209V169L207 170ZM218 171V169H216L214 172H217ZM257 171V172H256ZM23 172V171H22ZM21 172V173H22ZM48 172L46 173V175L48 174ZM58 172V171H57ZM138 172H139V170H138ZM142 172V171H141ZM180 172V173H179ZM195 172V173H196ZM212 172H213V170H212ZM55 173V172H54ZM131 173V172H130ZM130 173H125V175L127 174V176L128 175H130ZM144 173V172H143ZM150 173V172H149ZM154 173V172H153ZM201 174H203L202 172H200ZM207 174H208V172H206ZM210 173V172H209ZM255 173H259L258 175H256L255 176ZM18 173H16V175H17ZM34 174V173H33ZM50 174V173H49ZM57 174V173H56ZM97 174V173H96ZM141 175V173L139 172V173H136V176L134 175V177H136V178H138V177H140V179H136L137 181H135L137 184L139 183V185L141 184L138 180H144L146 177H148V175L146 176V177H144V175L146 174V173H144V175H143V177H144V179L142 178V176H138V175ZM181 174V175H180ZM191 174H193V173H191ZM198 174V173H197ZM14 175V174H13ZM28 176L30 175V174H27ZM42 175V174H41ZM51 175V174H50ZM121 175V174H120ZM124 175V176H125ZM154 175V174H153ZM199 175V174H198ZM206 175V174H205ZM24 176V175H23ZM28 176H27V178H28ZM72 176V175H71ZM132 176H133V174H132ZM150 176V175H149ZM200 176V175H199ZM198 176V177H199ZM233 178H232V177ZM261 177V179L259 178L258 179V182L256 183L255 181H253L252 182V180H255L253 177ZM11 177V176H10ZM13 177V176H12ZM25 177V176H24ZM32 177H33V175H32ZM129 178L131 177V175L130 176H128ZM156 177V176H155ZM154 177V178H155ZM193 177H194V175H193ZM228 177H230L229 179H228ZM262 177H263V179H262ZM27 178H26V180H27ZM30 178V177H29ZM42 178V177H41ZM70 178V177H69ZM100 178V177H99ZM102 179H103V177H101ZM101 178H100V180H101ZM142 178V179H141ZM151 178V177H150ZM149 177H148V179H150ZM153 178V177H152ZM164 178V177H163ZM177 177H175V179H176ZM183 178H181V179H179V180H182ZM188 178V177H187ZM13 180L15 179L16 181H17V179L16 178H12ZM34 179H35V176H34ZM43 179V178H42ZM109 179V178H108ZM108 179H107V181H106V179H104L108 184H106V185H109V181H108ZM115 179V178H114ZM135 179V178H134ZM156 179H158V175H157V177H156ZM156 179H155V181H156ZM175 179H172V180H175ZM250 179H252L251 181H250ZM14 180V181H15ZM45 177H44V179H43V182H45ZM113 179H111V181H112ZM151 180V179H150ZM159 180V179H158ZM157 180V181H158ZM220 180V179H219ZM27 181H30L29 179L27 180ZM39 181V180H38ZM47 181V180H46ZM114 181V180H113ZM112 181V183H114ZM118 181V180H117ZM116 181V182H117ZM125 181V180H124ZM146 181H147V179H146ZM145 181V182H146ZM155 181H154V183H155ZM160 181H161V179H160ZM176 181H178L177 179H176ZM185 181H186V179H185ZM230 181V182H229ZM256 181H257V179H256ZM32 182H36V181H32ZM32 182H30V183H32ZM40 182V184H41V182L42 181H39ZM119 182H121V184H123V182L122 181H120L119 180ZM127 182V181H126ZM145 182H142V184H145ZM148 182V181H147ZM146 182V183H147ZM150 182V181H149ZM148 182V186L150 185V183ZM152 182H153V180H152ZM163 181H161V185L160 184H156L155 186H157V185H159V187L161 186V188L160 189H163V190H161V191H163V192H161L160 193V198H158L157 199V197H159V196H157V195H155V197H156V200H161V202L162 201H168V200H171L170 199V197H168V194H169V196H172L173 194L175 195H177V193L178 194H181V193H183V190L182 189H178V191H175L176 193H174L173 191H171V188L169 187V188H165L164 186L165 185H167V184H164L165 182H163ZM229 182V183H228ZM252 182V183H251ZM259 182H261V183H259ZM11 183V182H10ZM13 183H17V182H13ZM118 183V182H117ZM171 183H173V184H176V182L174 183V181L173 182H171ZM179 183V182H178ZM222 183H223V181H222ZM252 185H251V184ZM255 183V184H254ZM35 184H37V183H35ZM44 184V183H43ZM63 184V183H62ZM115 184V183H114ZM121 184H119V185H121ZM131 184V183H130ZM153 184V183H152ZM181 185H182V183H180ZM185 184V183H184ZM227 184V185H226ZM249 184H250V186H249ZM12 185H14L15 186V184H12ZM20 185V184H19ZM24 185H26V184H24ZM27 185H28V183H27ZM110 185H111V182H110ZM113 185V184H112ZM118 185V184H117ZM124 185V184H123ZM126 185H129V183L128 184H126ZM176 185H178V184H176ZM207 185V184H206ZM210 185V184H209ZM208 185V186H209ZM220 185V184H219ZM32 186H33V183H32ZM132 186H134V185H132ZM141 186V185H140ZM144 186V185H143ZM147 186V187H148ZM214 186H217V185H214ZM214 186H212V187H214ZM223 186V185H222ZM29 187V186H28ZM28 187H27V189H28ZM111 187V186H110ZM119 187V190H123V189H125V188H127V186L125 187V188H121L120 186H118ZM136 187H137V185H136ZM145 187V186H144ZM150 187H151V185H150ZM159 187H155V190L158 188L159 189ZM219 187V186H218ZM217 187V188H218ZM245 187V188H244ZM22 188H24V187H22ZM67 188V187H66ZM114 189H115V187H113ZM116 188H117V186H116ZM135 188V187H134ZM139 188H141V187H139ZM139 188H138V190H139ZM149 188V187H148ZM148 188H146L148 191H150ZM243 188V189H242ZM86 189V188H85ZM150 189H152L153 190V187H151ZM157 189V190H158ZM159 189V190H160ZM164 189H170L169 191H171V192H169L168 190H167V193L168 194H165L163 197H162V195H163V193H166V192H164L165 190ZM177 189V188H176ZM206 189H208L207 188V186H206ZM226 189H228V188H226ZM8 190V189H7ZM29 190V189H28ZM68 190V189H67ZM71 190H72V188H71ZM141 190H143V188H141L140 189V194L142 193L141 192ZM173 190V189H172ZM193 190V189H192ZM199 190L200 189H198L197 190V192H199ZM209 190V189H208ZM214 190V189H213ZM220 190H221V187H220ZM242 190V191H241ZM16 191H18V190H16ZM25 191H27V190H21L20 192L22 193V192H25ZM70 191V190H69ZM132 191V190H131ZM130 191V192H131ZM146 191V190H145ZM148 191H147V195H148ZM203 191V190H202ZM201 190H200V192H202ZM216 191H219V189L218 190H216ZM222 191V190H221ZM227 191V190H226ZM228 191H227V194H228ZM239 191V192H238ZM247 191H248V189H247ZM250 191V190H249ZM249 191H248V193H249ZM14 192V191H13ZM156 192V191H155ZM155 192H152L153 194L155 193ZM196 192V193H197ZM204 192V191H203ZM202 192V193H203ZM210 192H212V191H210ZM220 192V191H219ZM218 192V193H219ZM238 192V193H237ZM21 193H19V197H20V195H21ZM66 193V192H65ZM121 193V192H120ZM132 193V192H131ZM138 193V194H139ZM157 194H159L158 192H156ZM155 193V194H156ZM202 193H200L199 195H203L204 196V194H202ZM213 193V192H212ZM248 193H246V195H248ZM8 194H10V193H8ZM17 194H18V192H17ZM67 194V193H66ZM65 194V195H66ZM146 194H145V196H146ZM198 194V193H197ZM12 195H14V194H12ZM33 195V194H32ZM31 195V196H32ZM35 195V197L34 198H36V194H34ZM149 195H150V193H149ZM166 195H167V197H166ZM173 195V196H174ZM198 195V196H199ZM210 195V194H209ZM208 195V196H209ZM212 195V194H211ZM214 195V194H213ZM222 195H223V193H222ZM238 195V196H237ZM254 195V194H253ZM17 196V195H16ZM15 195L14 196H12V197H16ZM17 196V197H18ZM90 196H91V194H90ZM124 196V195H123ZM126 196V195H125ZM172 196V197H173ZM178 196V195H177ZM197 196V197H198ZM224 196H222V197H224ZM245 196V195H244ZM249 196V195H248ZM22 197V196H21ZM26 197V196H25ZM33 197V196H32ZM61 197V196H60ZM63 197V196H62ZM61 197V198H62ZM70 197V196H69ZM148 197V196H147ZM146 197V198H147ZM162 197V198H161ZM192 197H194V196H192ZM191 197V198H192ZM197 197H194V200L195 201H197V200H199V201H203L201 198L200 199H197L196 200V198ZM205 198H206V196H204ZM222 197H220L219 196V198H222ZM27 198V197H26ZM28 198H29V196H28ZM60 198V199H61ZM65 198V196L62 198V200H61V202H63V199ZM71 198V197H70ZM91 198V197H90ZM89 198V199H90ZM92 198H94L93 196H92ZM132 200H134V195H132ZM146 198L144 199L145 200V202L144 203H146ZM152 198V197H151ZM151 198H149V199H151ZM153 198H154V196H153ZM163 198H164V200H163ZM167 200H166V199ZM188 198V197H187ZM191 198H189V199H191ZM209 198V197H208ZM263 198V197H262ZM17 199H20V198H17ZM16 199V200H17ZM51 199V198H50ZM76 199V198H75ZM135 199H137L136 198V194H135ZM155 199V198H154ZM172 199H174V198H172ZM189 199H188V201H189ZM207 199V198H206ZM206 199H204V200H206ZM14 201H15V199H13ZM27 200V199H26ZM40 200H41V198H40ZM88 200V199H87ZM128 200H129V197H128ZM131 200V199H130ZM213 200V199H212ZM215 200V199H214ZM18 201V200H17ZM17 201H15V202H17ZM35 201H36V199H35ZM35 201H34V203H35ZM42 201H44V199L42 200ZM41 201V202H42ZM70 201V200H69ZM68 201V202H69ZM94 201V200H93ZM150 201V200H149ZM153 201V200H152ZM191 201H193L192 199H191ZM195 201H193L192 203H194ZM198 201V202H199ZM208 202H209V200H207ZM71 203H72V201H70ZM108 202V201H107ZM106 202V203H107ZM147 202H148V200H147ZM183 202V201H182ZM200 202V203H201ZM210 202H211V200H210ZM209 202V203H210ZM11 203V201L8 203V204H10ZM23 203V202H22ZM46 203V202H45ZM70 203V204H71ZM79 203V202H78ZM90 203V202H89ZM140 203V202H139ZM143 203V202H142ZM143 203V204H144ZM150 203V202H149ZM158 202L156 201V204H157ZM165 203H167V202H165ZM164 203V204H165ZM170 203H171V201H170ZM180 203V202H179ZM203 203H204V201H203ZM202 203V204H203ZM17 204H19V203H17ZM23 204H27V203H23ZM47 204V203H46ZM55 204L58 206L59 204L58 203H56L55 202ZM90 204H92V202L90 203ZM99 204V203H98ZM113 204V203H112ZM181 204V203H180ZM13 205H15L13 208H14V210L16 209V211L15 212H17V210H18V208L20 209L21 208V205H19L18 207H16L17 205L14 203ZM145 205V204H144ZM167 205V204H166ZM210 205H213V203L211 204L210 203ZM210 205H208V206H210ZM217 205V204H216ZM9 206H11V204L9 205ZM29 206H31V205H29ZM48 206H50V208H52L51 207V205H48ZM60 206V205H59ZM67 206V205H66ZM101 206V205H100ZM192 206V205H191ZM208 206H207V208H208ZM222 206V205H221ZM16 207V208H15ZM25 207H26V205H25ZM55 207V206H54ZM67 207H69V206H67ZM75 207V206H74ZM77 207V206H76ZM75 207V208H76ZM90 207V206H89ZM186 207V206H185ZM216 207L217 206H215V209H216ZM22 208H24V206L22 205ZM30 208V207H29ZM63 208V210H64V208L65 207H62ZM75 208H72V210L74 209L75 210ZM114 208V207H113ZM118 208V207H117ZM206 207H204V209H205ZM219 208H222V207H220V205H219ZM223 208V209H224ZM246 208H248V207H246ZM246 208H245V210H246ZM26 209V208H25ZM24 209V210H25ZM53 209V208H52ZM51 209V210H52ZM55 209H57V208H55ZM59 209V208H58ZM61 209V208H60ZM94 209V208H93ZM195 209V208H194ZM214 209V210H215ZM240 209V210H239ZM13 210V209H12ZM43 210V209H42ZM46 210V209H45ZM49 210V209H48ZM54 210V209H53ZM69 210H70V208H69ZM68 210V211H69ZM72 210H71V212H72ZM74 210H73V212H74ZM101 210V209H100ZM103 210V209H102ZM108 210H110V209H107V211ZM197 210V209H196ZM201 210V209H200ZM213 210V209H212ZM213 210V211H214ZM65 211V210H64ZM76 211H77V209L75 210V213L74 214H76ZM106 211V212H107ZM129 211V210H128ZM172 211V210H171ZM220 211H221V209H220ZM44 213H45V211H43ZM51 212V211H50ZM49 212V213H50ZM66 212V211H65ZM91 213H93L92 211H90ZM98 212L100 213L101 211H99L98 210ZM103 212V211H102ZM111 212V211H110ZM109 212V213H110ZM116 212V211H115ZM158 212H164L165 213V211H158ZM173 212V211H172ZM194 212V211H193ZM203 212H206V211H203ZM20 213V212H19ZM98 213V214H99ZM118 213V212H117ZM131 213V212H130ZM134 213V212H133ZM211 213V212H210ZM218 213H219V211H218ZM26 214H28V213H26ZM31 214V213H30ZM47 214V213H46ZM45 214V215H46ZM58 214V213H57ZM57 214H55L54 213V216H53V218H52V220L54 219V217H55V215H57ZM63 214H65V213H63ZM68 214H69V212H68ZM73 214V213H72ZM103 214H105V213H103ZM111 214V213H110ZM119 214V213H118ZM144 214H146V213H144ZM151 214V213H150ZM167 214V213H166ZM166 214H163V215H166ZM205 214V213H204ZM32 215V214H31ZM35 215V214H34ZM53 215V214H52ZM61 214H59V216H58V218L59 217H61L60 216ZM88 215V214H87ZM93 215H94V213H93ZM100 215V214H99ZM107 215H109V214H107ZM115 215V214H114ZM114 215H112V216H110L109 215V217L111 218H113V216ZM133 215V214H132ZM162 215V216H163ZM206 215V214H205ZM214 215V214H213ZM217 215V214H216ZM28 216H29V214H28ZM33 216V215H32ZM36 216V215H35ZM38 216V215H37ZM41 216V215H40ZM63 216V215H62ZM101 216V215H100ZM99 216V217H100ZM120 216V215H119ZM134 216V215H133ZM139 216V215H138ZM154 216H157V215H154ZM168 216H170L169 214H168ZM224 216V215H223ZM19 217H22V215H20ZM26 218L27 216H24L23 215V218ZM30 217V216H29ZM34 217V216H33ZM73 217H75V215L73 216ZM83 217V216H82ZM95 217V216H94ZM117 216H115V218L114 219H117L116 218ZM121 217V216H120ZM130 217V216H129ZM136 217V216H135ZM140 217V216H139ZM148 217V216H147ZM150 217V216H149ZM196 217V218H195ZM216 217V216H215ZM214 217V218H215ZM24 218V219H25ZM28 218V217H27ZM26 218V219H27ZM48 218V217H47ZM70 218V217H69ZM91 218V217H90ZM109 218V219H110ZM111 218V219H112ZM133 218V217H132ZM155 218V217H154ZM49 219V218H48ZM48 219H44L43 218V220L45 221V220H48ZM83 219V218H82ZM110 219V220H111ZM113 219V220H114ZM119 219V218H118ZM130 219V218H129ZM148 219V218H147ZM156 219H158V218H155V220ZM221 219V218H220ZM220 219H219V221H220ZM21 220H23V219H21ZM30 221H32L31 220V218L29 219ZM29 220H28V223L29 224H31L30 222H29ZM42 220V221H43ZM50 220V219H49ZM96 220V219H95ZM103 220V219H102ZM101 220V222H103ZM119 220H121V219H119ZM118 220V222L119 223H121L120 221ZM134 220V221H133ZM154 219H152V221H153ZM24 221H26L27 222V220H24ZM54 221V220H53ZM58 221H60V220H57L56 219V222L54 223L55 225L56 224H59V222ZM62 221H63V219H62ZM62 221H61V223H60V226H62V224L64 225L65 223H64V221H63V223H62ZM71 221V220H70ZM82 221V220H81ZM86 221V220H85ZM90 221V220H89ZM115 221V220H114ZM136 221V219H132V221H131V223L133 222H135ZM217 221V220H216ZM109 222H111V221H109ZM157 222H158V220H157ZM156 222V223H157ZM160 222V221H159ZM160 222V223H161ZM34 223V222H33ZM40 223V222H39ZM42 223V222H41ZM52 223V222H51ZM114 223H116L117 224V220H116V222H114ZM166 223H167V225H166ZM28 224V225H29ZM103 224V223H102ZM129 224H130V222H129ZM141 224V223H140ZM213 224H214V226L215 225H217L216 227V229H215V227H214V230H217V229H219V230H221V229H223L224 231H225V238L224 239H226V243L225 244H223V249H222V251H221V253L220 254H216L215 253V255L216 256H214L212 253H214V251H215V247H213V243L212 244H210L209 246H205L204 245V240L203 241H201L200 240V238H199V234L200 233H198V232H200V229H201V233L202 232H206L205 234H208V235H210L211 234V230H212V232L214 233V234H216V231L214 232L213 231ZM45 225V224H44ZM55 225H53L54 227H56ZM121 226H122V224H120ZM134 225H136V222L134 223ZM145 225H147V224H145ZM41 226V225H40ZM59 225H57V227H58ZM59 226V228H61ZM100 226V225H99ZM105 226V225H104ZM116 227H117V225H115ZM132 226V227H131ZM175 228H174V227ZM199 226L201 227L200 229H199ZM67 227V226H66ZM96 227V226H95ZM107 227V226H106ZM116 227H114V228H116ZM129 227H131V228H129ZM127 229H131V230H133L132 228L134 227L133 226V224L132 225H130ZM145 227V226H144ZM163 227H165V228H163ZM63 228V227H62ZM85 228V227H84ZM111 228V227H110ZM121 228V227H120ZM202 228H204L203 230H202ZM259 228V227H258ZM264 228V227H263ZM2 229V228H1ZM28 229V228H27ZM26 229V230H27ZM29 229H31V227L29 228ZM41 228H39V230H40ZM67 229V228H66ZM117 229V228H116ZM122 229V228H121ZM256 229V228H255ZM254 229V230H255ZM38 230V231H39ZM64 230H65V228H64ZM130 230V231H131ZM144 230H146L145 232H147V229L145 228ZM205 230V231H204ZM222 230V231H223ZM254 230L252 231V232H254ZM264 230V229H263ZM1 231V230H0ZM3 231V230H2ZM48 231V230H47ZM105 231V230H104ZM107 231V230H106ZM120 231V229L118 230V232ZM130 231H129V234H130ZM154 231V230H153ZM100 232V231H99ZM132 233H133V231H131ZM145 232H143V234H142V237H144V233ZM151 232H152V230H151ZM159 232V231H158ZM263 232V231H262ZM261 232V233H262ZM24 233H25V231H24ZM80 233V232H79ZM90 233V232H89ZM103 233V232H102ZM119 233H122V232H119ZM132 233H131V235H132ZM156 233V232H155ZM217 233H220V234H218V235H214V237L216 236V238H218L217 236H219L220 235V237L216 240L213 236V242H217L221 237H224V236H221V232L220 231H218L217 230ZM255 233V232H254ZM0 234H2L1 232H0ZM107 234V233H106ZM106 234H105V238H106ZM118 233H116V235H117ZM153 234V233H152ZM151 233H150V235H152ZM256 234V233H255ZM31 235V234H30ZM30 235L29 236H27V237H30ZM35 235V234H34ZM33 234L31 235L32 237H37L36 235L34 236ZM62 235V234H61ZM119 235H122V234H119ZM118 235V237H115V238H118V240H117V242H116V240H115V238H114V235H113V239L115 240L114 241V243L116 242L117 243V245L118 246H121L120 245V239H119V236ZM130 235V236H131ZM134 236H135V232H134V234H133ZM137 235V234H136ZM145 235H148V234H146L145 233ZM157 235H159V233L157 234L156 233V235H155V237L154 238H156V237H158ZM261 235V234H260ZM4 236V235H3ZM3 236L1 237L0 236V239H2L3 240ZM23 236V235H22ZM46 236V235H45ZM51 237L53 236V235H50ZM102 236V235H101ZM129 236V235H128ZM162 236V234H160V236L159 237H161ZM25 237H26V235H25ZM40 237H42V236H40ZM40 237H39V239L38 240H40ZM44 237V236H43ZM137 236H135V238H136ZM146 237V236H145ZM210 236H207V238L208 239H210L209 238ZM211 237V238H212ZM258 237H260V238H258ZM83 238V237H82ZM121 238V237H120ZM134 238V239H135ZM205 238V237H204ZM207 238H206V240L205 241H207ZM30 239H31V237H30ZM46 240H47V238H45ZM53 239V238H52ZM69 239V238H68ZM102 239V238H101ZM137 239V238H136ZM222 239V238H221ZM219 240L218 242L219 243H221L220 241H222V240H224V239H222V240ZM2 240H1V242H2ZM25 240H27V239H25ZM24 240V241H25ZM36 240V239H35ZM44 240V239H43ZM131 240V239H130ZM146 240H147V238H146ZM154 240V239H153ZM211 240V239H210ZM215 240V241H214ZM30 241H32V240H30ZM65 241V240H64ZM67 241V240H66ZM132 241V240H131ZM130 241V242H131ZM155 241V240H154ZM209 241V240H208ZM208 241H207V243H208ZM4 242V241H3ZM33 242V241H32ZM36 242V241H35ZM92 242V241H91ZM107 242H108V239H107ZM134 242V241H133ZM133 242H132V244H133ZM146 242V241H145ZM160 242H162V241H160ZM215 242V243H216ZM85 243H87V242H85ZM106 242H104V244H105ZM143 243H144V239H143ZM163 243H162V245H163ZM206 243V244H207ZM1 244V243H0ZM3 244V248L5 247L6 248V246H4V244H5V242L4 243H2ZM6 244H7V241H6ZM5 244V245H6ZM10 244V243H9ZM43 244H47V243H43ZM64 244H66V243H64ZM130 244V243H129ZM137 244V243H136ZM147 243H145L144 245H146ZM152 244H154V242L152 243ZM157 244V243H156ZM160 244V243H159ZM19 245V244H18ZM90 245V244H89ZM88 245V246H89ZM100 245V244H99ZM131 245V244H130ZM151 245V244H150ZM208 245V244H207ZM222 245V244H221ZM221 245H219V249L221 248L220 246ZM107 246V245H106ZM114 246V245H113ZM132 246V245H131ZM147 246V245H146ZM152 246V245H151ZM150 246V247H151ZM11 247V246H10ZM37 247V246H36ZM39 247L41 248V250L43 249V245L42 246H40L39 245ZM38 247V248H39ZM46 247V246H45ZM44 247V250H46V251H48L49 250V248L48 247H46L45 248ZM90 247V246H89ZM128 247H129V245H128ZM133 247V249H136V248H134V247H136V245L135 246H132ZM145 247V246H144ZM154 247H156V246H154ZM154 247H153V249H154ZM31 248H34V247H31ZM63 248H66V247H63ZM95 248V247H94ZM131 248V247H130ZM129 248V249H130ZM146 248V247H145ZM2 249V248H1ZM36 249L37 248H35L34 249V252L36 251ZM103 249V248H102ZM119 249V251L118 252H120V248H118ZM117 249V250H118ZM133 249H130L131 251L133 250ZM167 249H165L166 251H167ZM5 250V249H4ZM7 250V249H6ZM40 250V249H39ZM39 250H37L38 252H40L41 253V251H39ZM54 250V249H53ZM65 250V249H64ZM86 250H88V248L86 249ZM112 250H114V249H112ZM116 250V251H117ZM150 250H152V248H150L149 249V251ZM218 250V249H217ZM2 250H0V255L2 254V252H1ZM8 251V250H7ZM10 251V250H9ZM16 252L17 251V249H14L12 252ZM43 251V250H42ZM46 251H45V253H46ZM52 251V250H51ZM55 251V250H54ZM88 251H90V250H88ZM130 251V252H131ZM135 251H137V250H135ZM134 250H133V253L132 254H134L135 255V252ZM152 251H154V252H157V250L155 251V250H152ZM159 251V250H158ZM206 251V252H205ZM4 252V251H3ZM6 252V251H5ZM11 252V251H10ZM37 252V253H38ZM142 252V251H141ZM153 252V253H154ZM165 252V251H164ZM254 252H256V254H254ZM263 252V251H262ZM39 253V254H40ZM43 253V252H42ZM88 254H91V252L89 253V252H87ZM111 253H113V252H111ZM110 253V255H112ZM148 253V252H147ZM151 253V252H150ZM235 253H236V255H235ZM6 254H8V253H6ZM47 254H49V252H47ZM107 254V253H106ZM120 254V253H119ZM161 255H162V253H160ZM165 254V253H164ZM170 254H168V253H166V255L168 256V255H170ZM10 255V254H9ZM15 254H13L12 256H14ZM50 255V254H49ZM91 255H93V253L91 254ZM90 255V256H91ZM141 255H143L142 253H141ZM154 255V254H153ZM165 255V256H166ZM1 256H3V255H1ZM0 256V257H1ZM11 256V257H12ZM43 256H44V254H43ZM42 256V257H43ZM47 256V255H46ZM55 256V255H54ZM84 256V255H83ZM88 257H89V255H87ZM86 256V257H87ZM95 256V255H94ZM93 256V257H94ZM106 256V255H105ZM104 255H102L101 256V260L100 259H97V261L99 260V261H104L103 260V258L102 257H105ZM116 256V255H115ZM128 256L129 257H131L130 255H129V253H128ZM136 256H138L137 255V253H136V255L134 256V260L136 259L135 257ZM5 258H6V256H4ZM3 257V258H4ZM11 257H9V258H11ZM16 257V256H15ZM87 257V258H88ZM92 257V256H91ZM92 257V258H93ZM129 257H127V258H129ZM140 257V256H139ZM138 257V258H139ZM144 257V256H143ZM143 257H141V258H143ZM158 257H161V256H158L157 255V258H156V256H155V259L156 260H158V261H160V258H158ZM164 257V256H163ZM3 258H1L0 259V261H2V262H0V263H5V264H9L8 262L6 263L5 262V260L3 259ZM40 258V257H39ZM61 258V257H60ZM84 258H85V256H84ZM90 258V257H89ZM87 259V260H89L90 261V259ZM113 258V261L111 260ZM112 258H111V256H109V260L110 261H108L110 264H111V262L113 263V262H115L116 261V259H115V257L114 256H112ZM118 258H120V257H118ZM151 258H153V257H151ZM15 259V258H14ZM56 259H57V257H56ZM81 258H79L78 259V261L80 260ZM107 259V260H108ZM125 259V261H126V257L124 258ZM130 259V258H129ZM146 259V258H145ZM144 259V260H145ZM161 259H163L162 257H161ZM165 259V258H164ZM163 259V260H164ZM4 260V261H3ZM12 260V259H11ZM17 260H19V259H17ZM55 260V259H54ZM58 260V259H57ZM77 260V259H76ZM76 260H74V261H76ZM87 260H85V261H87ZM118 260V259H117ZM131 260H133V258H131ZM131 260H129L130 262H131V264H133V262L131 261ZM141 260V259H140ZM155 260V262L153 263V264H155V263H157L158 261H156ZM161 260L162 262H163V264H167V262L164 260ZM39 261V260H38ZM62 261V260H61ZM82 261H84V260H82ZM91 261H92V259H91ZM98 261V262H99ZM137 261H138V259H137ZM160 261V263L162 264V262ZM43 262V261H42ZM45 262L46 263H49V261L47 262V260L45 259ZM45 262H44V264H45ZM95 262H96V260H95ZM100 262V263H101ZM119 262V261H118ZM127 262H128V260H127ZM165 262V263H164ZM51 263V262H50ZM55 262H53V264H54ZM75 263V262H74ZM73 263V264H74ZM92 264L94 263V261L93 262H91ZM90 263V264H91ZM100 263H98V264H100ZM103 263V262H102ZM108 263V264H109ZM135 263V262H134ZM152 263V262H151ZM13 264H14V261H13ZM20 264V263H19ZM95 264H97V263H95ZM106 264V263H105ZM117 264H119V263H117ZM135 264H140V263H135ZM146 264H148V263H146ZM158 264H159V262H158Z\"/></svg>","mask_w":264,"mask_h":264}]
</instances>
